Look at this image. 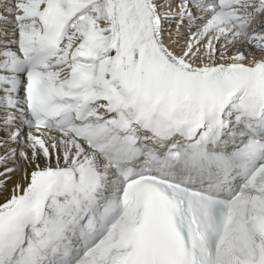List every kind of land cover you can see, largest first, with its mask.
Listing matches in <instances>:
<instances>
[{"label":"snow or ice","instance_id":"snow-or-ice-1","mask_svg":"<svg viewBox=\"0 0 264 264\" xmlns=\"http://www.w3.org/2000/svg\"><path fill=\"white\" fill-rule=\"evenodd\" d=\"M0 264H264V0H0Z\"/></svg>","mask_w":264,"mask_h":264}]
</instances>
